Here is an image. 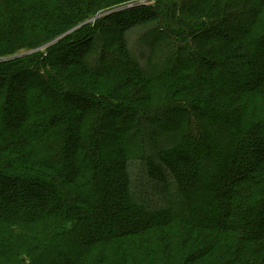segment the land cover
Returning <instances> with one entry per match:
<instances>
[{
	"label": "trees",
	"instance_id": "obj_1",
	"mask_svg": "<svg viewBox=\"0 0 264 264\" xmlns=\"http://www.w3.org/2000/svg\"><path fill=\"white\" fill-rule=\"evenodd\" d=\"M127 1L0 0V264H264V0Z\"/></svg>",
	"mask_w": 264,
	"mask_h": 264
},
{
	"label": "rangeland",
	"instance_id": "obj_2",
	"mask_svg": "<svg viewBox=\"0 0 264 264\" xmlns=\"http://www.w3.org/2000/svg\"><path fill=\"white\" fill-rule=\"evenodd\" d=\"M146 2V3H145ZM155 1L154 0H131V1H127V2H123V3H120V4H118V5H116V6H113V7H111V9H106V10H108V11H105V12H103L102 13V15L101 16H103V15H108V14H110L111 12H114V11H118V10H122V9H126V8H131V7H133V6H137V5H143L144 3H145V5H151V4H153ZM140 32V31H139ZM136 38V45L139 43V49H140V52L142 51V49H143V44H141V43H144L145 42V40H146V37H145V39H143V41H142V39H141V37L138 35V34H136V36H134V39ZM149 39V38H148ZM147 39V40H148ZM151 39V38H150ZM149 39V40H150ZM142 48V49H141ZM137 53H139V51L137 50ZM93 61H98V53H97V49H95V50H93V51H91V53H90V56H89ZM0 60H1V58H0ZM98 63V62H97ZM218 151H219V149H218ZM220 152V151H219ZM220 154L219 153H217V155L216 156H219ZM194 205H196V204H194ZM216 215L214 214L213 215V218L215 217Z\"/></svg>",
	"mask_w": 264,
	"mask_h": 264
}]
</instances>
